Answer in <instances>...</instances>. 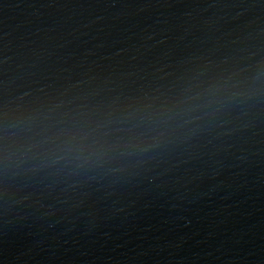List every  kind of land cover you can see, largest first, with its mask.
Here are the masks:
<instances>
[{"label": "water", "instance_id": "95a60500", "mask_svg": "<svg viewBox=\"0 0 264 264\" xmlns=\"http://www.w3.org/2000/svg\"><path fill=\"white\" fill-rule=\"evenodd\" d=\"M120 264H264V191Z\"/></svg>", "mask_w": 264, "mask_h": 264}]
</instances>
